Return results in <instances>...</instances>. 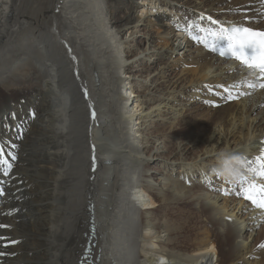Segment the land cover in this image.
Segmentation results:
<instances>
[{
    "label": "bare ground",
    "instance_id": "6f19581e",
    "mask_svg": "<svg viewBox=\"0 0 264 264\" xmlns=\"http://www.w3.org/2000/svg\"><path fill=\"white\" fill-rule=\"evenodd\" d=\"M226 1L0 0V145L17 157L0 264H264V210L218 187L264 185V77L184 30L264 31V0ZM26 77L34 94H2Z\"/></svg>",
    "mask_w": 264,
    "mask_h": 264
},
{
    "label": "snow or ice",
    "instance_id": "6c2138e0",
    "mask_svg": "<svg viewBox=\"0 0 264 264\" xmlns=\"http://www.w3.org/2000/svg\"><path fill=\"white\" fill-rule=\"evenodd\" d=\"M208 19L213 25L220 24L219 21L212 20L211 17H208ZM193 26L198 28L200 35L192 33L191 28ZM184 30L189 32L193 41L203 43L206 48L217 52L221 57L235 58L248 69L256 70L261 77H264V31L241 26H220L218 29L204 28L199 27L195 22H189L188 28ZM260 86L264 87V84ZM84 94L87 96V89L84 90ZM95 115V111H93V118H95ZM16 158L15 154L6 152L4 146L0 145V170L3 171L5 176L11 175L13 161ZM249 163L258 165L259 176L264 177V149H261L260 155L254 157ZM252 170L255 171L256 169ZM242 190L245 199L254 206L264 209V185L258 186L253 181L246 186L242 185ZM257 192L259 198H257ZM0 195H4L3 188H0ZM0 227H9V225H0ZM9 243H16V241H9ZM0 255H3V253H0Z\"/></svg>",
    "mask_w": 264,
    "mask_h": 264
},
{
    "label": "rangeland",
    "instance_id": "374dc122",
    "mask_svg": "<svg viewBox=\"0 0 264 264\" xmlns=\"http://www.w3.org/2000/svg\"><path fill=\"white\" fill-rule=\"evenodd\" d=\"M231 1H233V0H227L226 1V3L225 4H227V3H229V2H231ZM138 14L139 15H141V12H139L138 11ZM147 16L144 14V16H143V18H146ZM153 20V19H152ZM217 20V19H216ZM135 24H133V23H131V25L128 27V29L125 31V34L123 35L124 37H129L130 36V31L132 30V29H134L135 28V26H134ZM201 27V26H200ZM204 27V26H203ZM160 28H159V25H157V24H155V25H152L151 24V26H149V27H147V29H146V31L147 32H149V33H151V35H152V39H151V42H152V44H154V45H156V47H163V48H167V46H168V44H166L162 39H161V35L160 34H162L161 33V31L159 30ZM145 31V32H146ZM193 33V32H192ZM131 39L133 38V36H131L130 37ZM133 40V39H132ZM136 41L137 40H134V41H131V44L133 45V42L136 44ZM194 42V45L192 46V47H194L195 49H197V47H198V42H195V41H193ZM199 45H201V46H203V44H201V43H199ZM144 47V46H143ZM190 48V47H189ZM189 48H186L185 50H186V52L185 53H174L171 57H170V60H172L173 59V61H177L176 63V67H174V69H173V71H172V74H170L169 76H175V75H173V74H178V75H181V74H184L185 72H182L183 71V68H187V67H185V64H187L188 63V59L189 58H191V56H190V54L192 53V50H188ZM126 49V48H125ZM130 48H127L126 49V51H123L124 53H123V56H126V54L128 53V52H130V50H129ZM184 50V51H185ZM182 54V55H181ZM181 57H182V60H181ZM226 61V60H225ZM229 61V60H228ZM157 67H156V65L154 66V68L151 70V72H155V71H157ZM159 70V69H158ZM147 74V73H146ZM28 80H29V77H26ZM21 80H25L24 78H21ZM32 80V81H31ZM26 81V80H25ZM40 86H41V84H40V82H36L35 80H34V78H32L31 77V79L27 82H25V83H23V84H21V85H18L17 83H16V81H11V82H9V85H2V88H1V92H2V94H8L9 96H10V98H12L13 97V99H17V97L18 98H21V96H23V95H25V94H28V95H30V94H34L37 90H39L40 89ZM230 86H228V88H229ZM253 87H256V86H253ZM128 88L130 89V87L129 86H127V91H128V93L127 94H129L130 92H129V90H128ZM189 91H191V89L189 90ZM188 91V92H189ZM232 90H228L227 92L228 93H230ZM238 91V90H237ZM236 91V92H237ZM188 92H187V94H188ZM214 92H216V91H214ZM214 92H213V95H216V94H214ZM233 92V91H232ZM234 93V92H233ZM132 96H134L133 94H132ZM235 96V95H234ZM232 96L230 99H229V101L230 102H236V101H238L239 100V98L237 97V96ZM133 98V97H132ZM200 100H201V98H199ZM9 101H11L10 99H9ZM201 102H205V105L207 104L208 105V107H210V106H212V104H210V102H208V101H201ZM10 104H12V101L10 102ZM205 107V106H204ZM204 113H206V110L207 109H201ZM259 109H257V111H258ZM254 113H256V111L254 112ZM253 114V113H252ZM3 116V115H2ZM4 118V117H3ZM171 149H172V147L170 146V147H168V153H169V151H171ZM151 150V149H150ZM149 150V151H150ZM149 153V152H148ZM194 155V154H193ZM158 159L157 160H154V161H152L151 162V165L149 166V171L151 172V169H152V164H156V163H158ZM258 171V170H257ZM253 173V172H252ZM250 174L251 176L253 175V174ZM245 174V173H244ZM255 174V173H254ZM255 180V179H254ZM230 184H228L227 182H222V183H220V184H218V187H220L221 188V190L222 191H220L224 196H227V197H237V198H241L242 196L244 197V193H243V190L242 189H240V191L241 192H236V190H234V188L232 187V184L229 186ZM225 193H227V194H225ZM34 194H32L31 196H33ZM89 197V196H88ZM103 198L104 197H101L100 196V201H103ZM245 199V198H244ZM245 200H247V199H245ZM87 203L89 204V201L87 200ZM188 205V204H187ZM64 208H65V211H66V202H65V204H64ZM194 216V215H193ZM194 219L193 220H195L199 225H201V222L203 221V220H205V218H198V217H193ZM203 230V229H202ZM207 234V231H203V232H201V236H205ZM210 234V236H212V232L211 233H209ZM208 235V234H207ZM215 236V235H214ZM86 239V236H85V234H84V241H86L85 240ZM260 247V246H259ZM83 251V250H82ZM84 252V251H83ZM85 253V252H84ZM223 253H224V249H223Z\"/></svg>",
    "mask_w": 264,
    "mask_h": 264
}]
</instances>
